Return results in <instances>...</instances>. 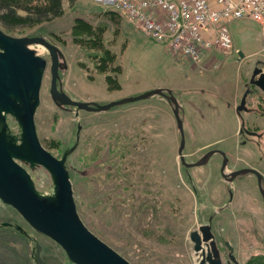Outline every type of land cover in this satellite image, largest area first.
Instances as JSON below:
<instances>
[{
  "label": "rangeland",
  "instance_id": "374dc122",
  "mask_svg": "<svg viewBox=\"0 0 264 264\" xmlns=\"http://www.w3.org/2000/svg\"><path fill=\"white\" fill-rule=\"evenodd\" d=\"M62 12L60 17L35 20L19 9L16 15L22 19L11 28L0 22V29L13 37L40 35L55 45L66 64L59 83L73 100L103 105L156 88L172 90L182 109L186 163L217 148L229 157V165L248 163L264 173V118L258 116L264 104L254 97L261 92L249 86L254 96L247 95L245 107L257 115L247 118L242 111L241 118L248 119L245 129L259 134L245 140L238 136L234 110L227 109L229 101L221 94L202 93L196 80L197 73H206L207 79L214 81L217 71L226 79L224 90L235 87L237 78L247 88L253 68L264 69L262 25L246 18L229 22L226 29L233 51L213 49L191 61L170 53L124 16L102 7L100 0H62ZM77 20L89 28L72 30ZM32 48L47 61L34 114L40 145L60 158L75 142L77 122L81 126L77 146L67 157V169L84 225L130 264H196L189 233L206 220L210 208L225 200V195L218 197L219 156L188 168L196 192L192 191L177 155L179 133L165 99L152 96L105 112L79 111L75 118L72 109L57 107L49 95L46 49ZM236 90L238 106L244 91L241 86ZM6 121L17 134L14 119L8 116ZM30 173L36 189L50 193L48 174L39 167ZM243 181L252 183L251 179ZM250 188L241 184L235 189L236 199L244 202L245 209H226L216 218L221 221L222 237L235 245L241 264H264V208ZM255 204L260 209H252ZM9 220L30 234L33 242L12 228L0 227V264H72L58 244L31 229L13 208L0 201V223Z\"/></svg>",
  "mask_w": 264,
  "mask_h": 264
},
{
  "label": "water",
  "instance_id": "95a60500",
  "mask_svg": "<svg viewBox=\"0 0 264 264\" xmlns=\"http://www.w3.org/2000/svg\"><path fill=\"white\" fill-rule=\"evenodd\" d=\"M32 46L46 49L50 60L49 95L58 106L72 109L75 118L79 111L105 112L121 105L160 96L171 107L179 133L177 154L181 165L186 167L205 164L216 152L207 151L199 160L187 164L182 155L184 144L180 106L169 89H152L138 96L126 97L100 105L87 101L71 99L58 87L59 71L66 68L60 50L43 36L13 37L0 29V201L13 208L22 219L37 233L51 239L64 251L72 264H130L107 244L101 241L84 225L80 219L73 197L72 183L66 166L67 157L75 150L80 124H76V141L63 151L60 158L53 156L39 143L34 114L39 105V92L47 61L36 53ZM240 56L241 53H239ZM250 86L264 92V70L254 67L248 81ZM246 90L236 107V112L246 110L245 101L249 94ZM14 119L19 129L13 134L6 118ZM247 135L254 133L247 130ZM223 155L220 173L231 181L237 175L253 173L257 176L259 192L264 198V190L259 184L260 175L253 169L243 168L227 173L224 169L226 157ZM29 170L42 168L49 176L51 191L41 193L35 187ZM0 227H11L21 235L27 232L19 225L1 222ZM193 243V252L197 264H221L215 250L209 224L201 225L198 230L189 233ZM203 244L211 246L213 256L203 257Z\"/></svg>",
  "mask_w": 264,
  "mask_h": 264
},
{
  "label": "built area",
  "instance_id": "2783aa9c",
  "mask_svg": "<svg viewBox=\"0 0 264 264\" xmlns=\"http://www.w3.org/2000/svg\"><path fill=\"white\" fill-rule=\"evenodd\" d=\"M100 5L191 61L213 49L233 51L226 29L233 20L246 18L264 27V0H100Z\"/></svg>",
  "mask_w": 264,
  "mask_h": 264
},
{
  "label": "flooded vegetation",
  "instance_id": "af4514ba",
  "mask_svg": "<svg viewBox=\"0 0 264 264\" xmlns=\"http://www.w3.org/2000/svg\"><path fill=\"white\" fill-rule=\"evenodd\" d=\"M62 61V64L61 66L63 65V61L64 60H61ZM65 63V62H64ZM65 69V68H64ZM64 69H61L58 73L59 75V78H60V72L63 71ZM46 70V69H45ZM249 84H247V90H249ZM58 87L61 88L60 86V83H58ZM251 88H253L254 86H250ZM62 89V88H61ZM250 91V90H249ZM248 96H254L253 93H250L248 94ZM256 98V102H258V104H261V102H264L262 99H261V95H257V96H254ZM55 104V103H54ZM57 107L63 109V110H71V108L69 107H65V106H58L57 104H55ZM245 112H250L247 110H244ZM244 124V123H243ZM242 130H247L249 132H252L254 133L253 135H247L244 133V131H241L240 134L241 136H243V139L247 140L249 137H257L259 133H257L256 130H249V129H245L244 127H242ZM76 136H77V133H75V141H76ZM78 140H79V132H78ZM75 143V142H74ZM210 150H215L216 152L213 154V155H218L219 156V164H218V172H219V179H220V183L219 186L221 188V190L218 192V197L220 198L221 196L224 197L225 195V200L223 202H221L220 204H218L216 207H213V208H210V209H213L211 210V212L209 213V215L206 217V220L201 223V224H198L197 228H196V231L198 230V228L201 226V225H204V224H209L210 226V233L212 234L213 236V242H214V247H215V250L219 256V260H220V263L221 264H241L240 261L236 258V255H235V245L224 239L222 237V233L221 231L223 230L220 226V219L219 218H216L217 216H219L220 214H223L224 211L226 209H245V206L244 205V202L243 201H239L236 199L237 195L235 193V189H236V186L237 188L240 187L241 188V184H245L246 186H250V191H254L256 192V194L259 196L261 202H262V207L264 208V198L261 196L260 192H259V186H258V179H257V176H255L253 173H248V174H245V175H237L235 176L231 181H228L229 179V176L226 177V178H223L221 173H220V168L222 166V161H223V155H221L220 150H218L217 148L215 149H210ZM208 150V151H210ZM222 152V151H221ZM178 155V154H177ZM212 155V156H213ZM211 156V157H212ZM224 156L226 157V165L224 167L225 171L227 173H230L232 171H236V170H239V169H243V168H249V169H253L255 170L256 172L259 173L260 175V179H259V184L261 186V188L264 190V173L262 171H260L257 167L253 166L252 164H248V163H245V164H241L240 167H237V166H232V165H229V157L224 153ZM184 157V156H183ZM179 158V157H178ZM199 160V159H198ZM180 161V160H179ZM185 161V159H184ZM196 162V161H194ZM193 161L187 163V164H192L194 163ZM186 163V162H185ZM181 164V163H180ZM66 166H67V160H66ZM182 167L185 168L186 170V173H185V178L187 179L188 183H190V187L192 189V191H195V187H194V183H193V176L191 174H189V170L188 168H191V167H186V166H183L181 165ZM233 167L231 168L230 170H228L229 168L228 167ZM23 167L30 173L31 171L29 170L28 166H24ZM38 168V167H37ZM36 169V168H35ZM69 173V171H68ZM31 175V173H30ZM69 177H70V173H69ZM32 178V177H31ZM71 179V177H70ZM244 179H251L252 180V183L251 185H248L247 182L243 181ZM33 180V179H32ZM250 183V182H249ZM247 191V190H246ZM221 194V196H220ZM244 200V198H242ZM234 206V207H233ZM233 207V208H231ZM252 209H260L258 205H254V206H251ZM245 215L248 216V214L246 212H244ZM225 218V217H224ZM251 219L253 220L254 217L251 216ZM11 220L7 221L9 223H12L10 222ZM14 224V223H12ZM27 224V223H26ZM253 226H256V223H254L253 221ZM28 225V224H27ZM29 226V225H28ZM252 226V230L253 232L255 233V230H254V227ZM30 227V226H29ZM10 228V227H9ZM31 228V227H30ZM13 229V228H12ZM32 229V228H31ZM195 231V230H194ZM19 235H21L20 233H18ZM28 239L29 241L33 242V238L32 236L29 234L28 235ZM190 240V239H189ZM191 242V240H190ZM192 243V242H191ZM33 249V247H31ZM192 249H193V243H192ZM212 248L211 246L209 245H205L203 244V257L206 258L207 255L209 254L210 256H213V253H212ZM193 255H194V252H193ZM32 261H35L34 259ZM195 262H196V257H195ZM36 264V262L34 263ZM197 264V263H196Z\"/></svg>",
  "mask_w": 264,
  "mask_h": 264
},
{
  "label": "trees",
  "instance_id": "16d2710c",
  "mask_svg": "<svg viewBox=\"0 0 264 264\" xmlns=\"http://www.w3.org/2000/svg\"><path fill=\"white\" fill-rule=\"evenodd\" d=\"M67 1L71 3L75 0ZM19 9L26 12V16L34 17L35 20H41L51 15L60 17L63 14L62 0H0L1 24L6 28H11L14 25L13 23H18L19 20L22 19V17L16 15V10ZM82 26H87L86 28H89V25L85 22L77 20V23L72 27V30L83 28ZM73 34H76V32H73ZM261 99L264 101V93L263 96H261Z\"/></svg>",
  "mask_w": 264,
  "mask_h": 264
},
{
  "label": "crops",
  "instance_id": "0c3cea01",
  "mask_svg": "<svg viewBox=\"0 0 264 264\" xmlns=\"http://www.w3.org/2000/svg\"><path fill=\"white\" fill-rule=\"evenodd\" d=\"M240 53V52H239ZM214 55V54H213ZM244 57V56H243ZM243 57L241 56V58L243 59ZM242 61V60H241ZM240 61V62H241ZM264 70V69H263ZM213 71H215V70H213ZM209 72V71H208ZM216 73L215 74H217V77H216V75H214V81H212V80H208L207 78H208V76L206 75V73H204V74H202V73H197L198 75H200V76H198V77H196V80H198L199 79V81H198V85H199V87H200V90H201V92L202 93H204V92H207L208 94H210V95H218V94H221V98H225V101H229V103H228V105H227V109H232V110H234V114H235V116H236V118H237V128L239 127V131H240V129H241V123L243 122L244 124H245V120L246 121H248V117L249 116H251V115H257L255 112H246L247 113V118H244V119H242L241 118V115H238L237 114V112H236V107H237V104H236V102H237V95H235L234 93H236V88H239L240 86L243 88V91L245 92L247 89H246V87L244 88L243 87V83H242V79H235V87H225L226 89L224 90L223 88H222V86H223V84H224V86H225V78L224 77H221L219 74H218V72L217 71H215ZM193 78V77H192ZM189 80V79H188ZM234 81V80H233ZM222 82H223V84H222ZM172 91V90H171ZM260 91V90H259ZM244 92H242L241 94H240V97H239V99H241V97H242V95H243V93ZM261 92V91H260ZM234 95H233V94ZM261 93H263V92H261ZM261 93H259V95L261 94ZM261 104H264V102H261ZM260 104V105H261ZM181 104H179V106H180ZM259 108V107H258ZM180 109H181V106H180ZM181 112H182V109H181ZM258 116H260V117H263L264 118V110H262V111H260V114L258 115ZM238 136H239V138H240V134L238 133ZM211 145H208V146H205V148H208V147H210Z\"/></svg>",
  "mask_w": 264,
  "mask_h": 264
}]
</instances>
